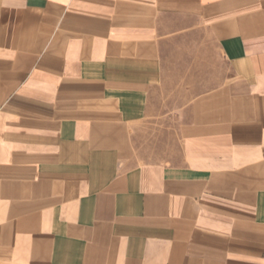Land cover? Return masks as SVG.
<instances>
[{
    "label": "crops",
    "instance_id": "0c3cea01",
    "mask_svg": "<svg viewBox=\"0 0 264 264\" xmlns=\"http://www.w3.org/2000/svg\"><path fill=\"white\" fill-rule=\"evenodd\" d=\"M0 264H264V0H0Z\"/></svg>",
    "mask_w": 264,
    "mask_h": 264
}]
</instances>
